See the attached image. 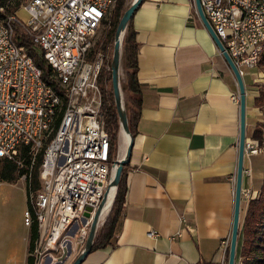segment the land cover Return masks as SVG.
Masks as SVG:
<instances>
[{
	"label": "crops",
	"instance_id": "crops-1",
	"mask_svg": "<svg viewBox=\"0 0 264 264\" xmlns=\"http://www.w3.org/2000/svg\"><path fill=\"white\" fill-rule=\"evenodd\" d=\"M132 24L142 106L123 213L111 243L81 264H227L240 130L236 78L193 0H143ZM242 78L252 138L264 123V107L254 105L264 70L258 66ZM243 164L252 173L243 174L242 191L257 196L264 151L244 154ZM248 202L241 198L239 225ZM28 238L26 246L6 248L0 264H26Z\"/></svg>",
	"mask_w": 264,
	"mask_h": 264
},
{
	"label": "built area",
	"instance_id": "built-area-1",
	"mask_svg": "<svg viewBox=\"0 0 264 264\" xmlns=\"http://www.w3.org/2000/svg\"><path fill=\"white\" fill-rule=\"evenodd\" d=\"M60 4L71 254L88 235L92 217H84L86 207L93 208L92 216L112 179L118 155L119 144L115 150L106 126L100 85L110 55L95 48L96 34L116 0H60ZM201 5L240 74L258 67L264 51V0H201ZM52 7V0H27L20 7L25 19L18 10L0 21V161L14 163L25 181L30 153H41L39 187L34 190L37 208L42 211L37 264H44L47 258L48 264L61 260L57 133H45L56 106H52L50 90L36 83L33 56L23 57L13 39L24 37L33 46L42 44L39 56L50 68L47 75H54ZM6 22L16 23V35H7ZM41 137H48V150H40ZM262 151L257 139L245 138L244 154ZM251 173L250 168H243V174ZM255 197L249 190L241 192L243 199ZM29 216L26 208L24 224L30 228ZM149 235L156 233L150 231Z\"/></svg>",
	"mask_w": 264,
	"mask_h": 264
},
{
	"label": "trees",
	"instance_id": "trees-1",
	"mask_svg": "<svg viewBox=\"0 0 264 264\" xmlns=\"http://www.w3.org/2000/svg\"><path fill=\"white\" fill-rule=\"evenodd\" d=\"M23 4L22 0H0V20H3L7 15L15 14ZM127 7L125 0H116L113 19L110 22V28L104 39L103 48L106 50L113 49V37L118 22ZM135 30L132 24V18L128 22L124 38L122 41V57L121 64L123 65V78H121V89L123 93V103L127 114L128 126L131 134L135 137L137 132V123L140 116L142 106V88L137 77V57L138 43L135 37ZM24 38V37H23ZM21 37L19 43L24 45L28 53L33 56L35 63L44 70V73L50 74V68L39 56L38 49L31 42ZM25 40V41H24ZM27 41V42H26ZM24 43V44H23ZM36 49V50H35ZM259 65L264 69V51L262 52ZM109 63H111L109 61ZM120 64V65H121ZM110 72L102 70L100 74V85L103 93V109L105 111L106 126L111 135L112 144L116 150L117 133L120 128L119 117L114 102L112 85L109 90L104 88L107 80L111 81ZM256 107H264V84L259 90L258 96L254 99ZM252 138L257 139L264 147V123H260L253 131ZM41 163V153L38 155L36 164L32 171L30 190H36L39 187L38 167ZM126 164L121 173L120 181L117 186L116 194L111 205L109 215L107 216L103 226L97 232L92 250L100 247H105L111 243L114 232L119 223L123 207L125 203V195L127 191L126 184ZM21 172L12 162L0 161V179L6 182H15L20 177ZM27 189V190H28ZM30 209V200L27 206ZM31 228V245L38 237L37 224L34 222ZM236 263L235 264H264V179L259 188L257 196L249 200L245 216L239 225ZM28 264H34V258H28Z\"/></svg>",
	"mask_w": 264,
	"mask_h": 264
},
{
	"label": "water",
	"instance_id": "water-1",
	"mask_svg": "<svg viewBox=\"0 0 264 264\" xmlns=\"http://www.w3.org/2000/svg\"><path fill=\"white\" fill-rule=\"evenodd\" d=\"M143 0H133L132 3L125 9L123 12L118 25L114 32L113 39V49H112V58L110 63L111 69V85H112V93L114 96V102L117 109L120 127L123 133L127 134L128 142L126 147V151L121 158H117L114 160L115 169L113 171L112 179L110 180L109 186L103 194L101 201L99 202L97 208L94 210L93 215L91 216V212L93 208L90 206L86 207V212L84 213V217H92L91 224L89 228V232L85 241L84 246L82 247L79 254L74 258L71 264H81L82 261L86 258V256L91 252L92 246L94 243L96 232L98 231V227L101 223L103 216V209L105 207V202L108 201L110 189L113 188L115 191L117 190V186L120 181L121 173L123 167L128 164L130 161L132 148L134 144V136L131 134L128 126L127 114L124 108L123 103V93L121 92V57H122V41L124 38V34L126 28L128 26L129 20L132 18L136 9L140 6ZM194 6L196 8L197 14L202 21L204 27L207 29L220 53L224 57L228 66L230 67L232 73L236 78V82L238 85V94H239V108H240V130H239V141L238 143V159H237V171H236V179H235V188H234V214H233V223L230 235V244H229V253H228V262L227 264H235L236 263V249H237V239L238 231H239V212H240V202H241V191H242V176H243V168H244V142L246 138V122H245V114H246V90L243 82L242 75L240 74L237 66L232 61L231 57L225 50L222 42L218 38V36L214 33L211 25L209 24L201 5V0H194ZM115 194V193H114ZM114 197V196H113ZM113 203V199L111 204ZM70 254V250L66 252L61 260L59 261L62 264L68 255Z\"/></svg>",
	"mask_w": 264,
	"mask_h": 264
},
{
	"label": "bare ground",
	"instance_id": "bare-ground-1",
	"mask_svg": "<svg viewBox=\"0 0 264 264\" xmlns=\"http://www.w3.org/2000/svg\"><path fill=\"white\" fill-rule=\"evenodd\" d=\"M52 21H53V48H54V75H46L43 69L35 63L34 58H31V66L35 72L36 83L40 84L44 90H50V98L52 101L53 116L50 117V122L45 126L46 135H54L57 133V158H58V185H59V213H60V240H61V258L69 251V223H68V196H67V168H66V141H65V113H64V86H63V58H62V31H61V4L60 0H52ZM17 14V12L15 13ZM13 15V14H12ZM5 20V18L3 19ZM7 35H16V23L6 22ZM23 38V37H22ZM21 37L13 39V46L23 52V57H32L25 46L20 44ZM24 39V38H23ZM27 40V38H25ZM25 41V40H24ZM27 42V41H26ZM24 44V43H23ZM39 52L42 51V44H34ZM36 50V49H35ZM55 85V88H54ZM125 142H128L127 134L123 133L122 137ZM40 150H48V137L39 139ZM40 152L30 153V159L27 162L26 179L31 186L32 171L36 164V160ZM123 156V155H122ZM40 167V166H39ZM115 190L110 189L108 201L105 202L103 215H106L111 207ZM30 227L34 222L37 224L38 241L33 252L34 264H37V256H39V248L41 244V220L42 211L38 210L35 197V191L30 190ZM28 209V208H27ZM70 255V254H69ZM68 255V256H69ZM68 259V258H67Z\"/></svg>",
	"mask_w": 264,
	"mask_h": 264
},
{
	"label": "rangeland",
	"instance_id": "rangeland-1",
	"mask_svg": "<svg viewBox=\"0 0 264 264\" xmlns=\"http://www.w3.org/2000/svg\"><path fill=\"white\" fill-rule=\"evenodd\" d=\"M27 0H22L24 3ZM133 0H125V6L128 7ZM115 6L112 8L110 13L107 16V20L105 24H103L100 29L98 30L96 37H95V48H103L104 39L106 37V34L109 31L110 28V22L113 19ZM18 15L25 19L27 17L26 13L19 9ZM1 21V20H0ZM104 49V48H103ZM106 52H108V55H110V62L112 58V50L109 49ZM121 64V78H123V68ZM259 67L263 69L261 65ZM106 73L110 72V63L109 67L104 70ZM104 88L109 90L111 88V81L107 80L104 84ZM102 89V88H101ZM103 94V93H102ZM123 137V131L121 127L118 130L117 133V143L119 144V152L115 159L121 158L122 155H124L126 151L127 142L122 138ZM29 182L27 180H22L19 178L16 179L15 182H6L2 181L0 185V262L5 256V249L9 248L14 245H20L23 244L26 246L27 244V238H28V254H27V262L28 264V258L33 257V252L37 244L36 238L32 245H31V228H30V234H29V227L24 224V211L26 210L29 200H30V194L29 191ZM28 189V190H27ZM110 212V211H109ZM108 214L104 215V219L107 218ZM103 221V218H102ZM101 228V224H100ZM82 245V244H80ZM83 247V245H82ZM81 250V249H80ZM78 254V247L73 250V252L66 258V260L62 264H71L73 259ZM49 263V258H47L44 261V264ZM60 264V263H56Z\"/></svg>",
	"mask_w": 264,
	"mask_h": 264
}]
</instances>
